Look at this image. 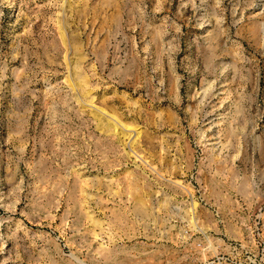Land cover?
I'll list each match as a JSON object with an SVG mask.
<instances>
[{
	"label": "rangeland",
	"instance_id": "374dc122",
	"mask_svg": "<svg viewBox=\"0 0 264 264\" xmlns=\"http://www.w3.org/2000/svg\"><path fill=\"white\" fill-rule=\"evenodd\" d=\"M0 264H264V0H0Z\"/></svg>",
	"mask_w": 264,
	"mask_h": 264
},
{
	"label": "bare ground",
	"instance_id": "6f19581e",
	"mask_svg": "<svg viewBox=\"0 0 264 264\" xmlns=\"http://www.w3.org/2000/svg\"><path fill=\"white\" fill-rule=\"evenodd\" d=\"M107 126H108V125H107ZM202 227H203V226H202L201 224H198V225H197V228H198V230H200V231L203 230L204 227H203V228H202Z\"/></svg>",
	"mask_w": 264,
	"mask_h": 264
}]
</instances>
